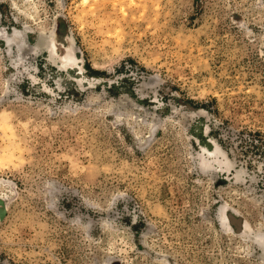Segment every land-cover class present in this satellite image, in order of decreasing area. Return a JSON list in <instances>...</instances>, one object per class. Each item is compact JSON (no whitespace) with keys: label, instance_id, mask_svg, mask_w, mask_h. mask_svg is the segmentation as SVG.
I'll list each match as a JSON object with an SVG mask.
<instances>
[{"label":"rangeland","instance_id":"obj_1","mask_svg":"<svg viewBox=\"0 0 264 264\" xmlns=\"http://www.w3.org/2000/svg\"><path fill=\"white\" fill-rule=\"evenodd\" d=\"M0 264H264V0H0Z\"/></svg>","mask_w":264,"mask_h":264},{"label":"bare ground","instance_id":"obj_2","mask_svg":"<svg viewBox=\"0 0 264 264\" xmlns=\"http://www.w3.org/2000/svg\"><path fill=\"white\" fill-rule=\"evenodd\" d=\"M212 153H215V151H213ZM205 165L208 166V164H205ZM222 221L226 223V220L223 219Z\"/></svg>","mask_w":264,"mask_h":264}]
</instances>
